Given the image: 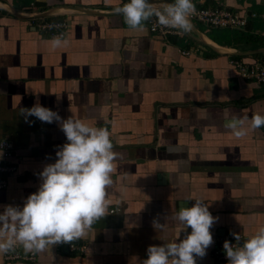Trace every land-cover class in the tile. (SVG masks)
I'll list each match as a JSON object with an SVG mask.
<instances>
[{"label":"crops","instance_id":"1","mask_svg":"<svg viewBox=\"0 0 264 264\" xmlns=\"http://www.w3.org/2000/svg\"><path fill=\"white\" fill-rule=\"evenodd\" d=\"M31 1L0 0V136L12 142L16 165L0 173L7 183L0 188V212L23 207L67 142L57 123L26 122L21 115L37 98L65 119L107 128L118 156L108 212L86 235L33 252L31 261H6L0 253V264H143L150 245L190 233L172 216L197 199L219 217L211 229L214 243L197 264H215L218 236L236 232L240 246L264 227V126L251 128L252 116L264 115V87L230 64L231 58L251 63L264 57L216 52L191 32L160 37L149 20L132 29L116 11L128 0H41L29 8ZM222 1L247 16L243 31L264 37V0ZM53 8L44 17L69 22L67 44L58 48L24 16ZM193 22L207 35L205 25ZM231 42L219 45L255 49ZM192 47L198 50L180 52ZM244 116L248 132L237 138L225 124ZM154 220L164 227L154 228ZM71 243L81 248L71 250ZM15 250L29 253L22 245Z\"/></svg>","mask_w":264,"mask_h":264},{"label":"clouds","instance_id":"2","mask_svg":"<svg viewBox=\"0 0 264 264\" xmlns=\"http://www.w3.org/2000/svg\"><path fill=\"white\" fill-rule=\"evenodd\" d=\"M116 11L123 15L132 29L142 28L143 22L155 16L166 28L190 32L193 0H174L156 7L150 0H128ZM67 44L63 34L52 40L53 48ZM21 115L35 117L43 123H57L65 134L66 143L59 146L56 162L47 164L40 173L42 183L37 192L27 197L23 207L7 205L0 212V253H8L22 245L25 252H43L49 245L67 243L86 235L92 225L105 217L109 205L108 189L113 184L115 160L111 133L104 127L89 126L82 119L63 118L58 111L43 106L39 99L31 108H23ZM247 116L228 119L225 127L235 137L247 135L244 127ZM264 126V115L251 118V128ZM210 206L195 200L191 207H181L172 216L185 228L182 239L150 245L143 264H197L214 243L211 229L219 217L213 216ZM165 220L168 217H164ZM154 228H163L158 220ZM236 241L240 235L231 233ZM228 264H264V227L234 246L226 240L223 245Z\"/></svg>","mask_w":264,"mask_h":264},{"label":"built area","instance_id":"3","mask_svg":"<svg viewBox=\"0 0 264 264\" xmlns=\"http://www.w3.org/2000/svg\"><path fill=\"white\" fill-rule=\"evenodd\" d=\"M39 1L41 0H32L29 3V8H35L36 3ZM212 3L211 5L203 6L195 5V11L191 16V20L205 25L206 28L243 29L246 26L247 16L244 13L227 8L222 0H212ZM31 19L36 21L35 26L44 36L52 39L61 34L65 37L69 26L68 20L63 17H38ZM148 26L152 33L160 37H168L169 35L183 37L186 35V33L181 30L161 26L155 16L149 19ZM193 50L196 51L198 48L192 47L189 49H182L180 52L184 55H189ZM230 64L237 69L242 78L253 79L260 86L264 87V59L260 61L253 60V62L248 63L240 58H231ZM0 153V173H11L15 171L16 165L12 160L13 144L8 138L2 136H0ZM6 184V180L0 178V188L5 187ZM231 233L218 236L215 239V246L212 252L215 264H228L226 253L223 248L226 240L230 241L234 246L239 245L240 241H236ZM69 247L71 250L81 248L74 243H71ZM3 258L6 261H31L34 259V253L29 252L23 254L17 250H13L6 254L4 253Z\"/></svg>","mask_w":264,"mask_h":264},{"label":"water","instance_id":"4","mask_svg":"<svg viewBox=\"0 0 264 264\" xmlns=\"http://www.w3.org/2000/svg\"><path fill=\"white\" fill-rule=\"evenodd\" d=\"M151 3H153L154 5H158L161 4L162 7L165 3H172L173 1L171 0H150ZM80 10H86V9H82L79 8ZM53 10H57V9H50V10H46L44 12H39V13H35L33 15H24L27 18H38V17H44V16H49L52 15V11ZM11 13H13L14 15H23L22 13H17L14 10L10 11ZM22 17V16H20ZM191 24H192V28H191V33L192 36L197 39L198 41L208 45L210 48H212L213 50H215L216 52L219 53H228L231 55H239V56H245V55H252V54H258V53H264V47H259V48H255L252 50H240L237 48H231L229 47L228 49L222 47L221 45H219L216 41H214L213 39H211L210 37H208V35H206L205 32L199 30L195 25L194 22L191 20Z\"/></svg>","mask_w":264,"mask_h":264},{"label":"trees","instance_id":"5","mask_svg":"<svg viewBox=\"0 0 264 264\" xmlns=\"http://www.w3.org/2000/svg\"><path fill=\"white\" fill-rule=\"evenodd\" d=\"M206 30L207 35L218 44L231 46V40L233 39L236 42L240 41L242 48H256L264 46V37L262 35H252L246 33L242 29L206 28ZM235 45L237 44L235 43ZM254 56L264 57V54H255ZM241 58H244V56H241Z\"/></svg>","mask_w":264,"mask_h":264},{"label":"rangeland","instance_id":"6","mask_svg":"<svg viewBox=\"0 0 264 264\" xmlns=\"http://www.w3.org/2000/svg\"><path fill=\"white\" fill-rule=\"evenodd\" d=\"M204 30L206 29L204 26H201ZM207 31V30H206Z\"/></svg>","mask_w":264,"mask_h":264}]
</instances>
